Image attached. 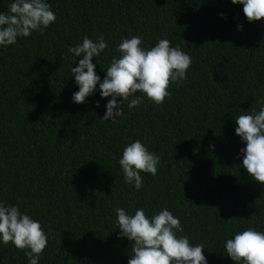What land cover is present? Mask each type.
Masks as SVG:
<instances>
[{
	"label": "trees",
	"instance_id": "trees-1",
	"mask_svg": "<svg viewBox=\"0 0 264 264\" xmlns=\"http://www.w3.org/2000/svg\"><path fill=\"white\" fill-rule=\"evenodd\" d=\"M9 2L0 0V11ZM49 3L53 24L0 48V200L50 231L39 264H128L133 242L120 238L116 207H166L193 243L205 244L208 264H235L222 242L250 226L264 231V184L241 167L246 144L235 133V117L258 111L264 98V19L249 23L231 0ZM100 34L109 44L93 58L101 81L121 37L132 35L145 47L160 38L179 44L192 58L186 80L170 85L164 103L126 102L118 123L104 121L111 97L73 103L70 69L79 58L68 51ZM136 139L160 156L157 175L142 173L139 191L119 165ZM0 264L28 258L0 244Z\"/></svg>",
	"mask_w": 264,
	"mask_h": 264
},
{
	"label": "clouds",
	"instance_id": "clouds-1",
	"mask_svg": "<svg viewBox=\"0 0 264 264\" xmlns=\"http://www.w3.org/2000/svg\"><path fill=\"white\" fill-rule=\"evenodd\" d=\"M231 2L243 5L249 23L264 19V0ZM56 19L49 0H10L7 10L0 11V48L15 45L20 38L30 37L34 32H42ZM237 27L243 30L242 24ZM143 45L139 35L121 37L116 47L119 56H112L102 81L93 58H99L109 48L104 35L95 40L84 36L81 43L69 47L68 51L79 58L78 66L70 69L78 86L72 95L73 103L84 104L97 92L101 98L111 97L107 99L102 119L112 123H118L125 116L126 102L128 109H136L145 97L155 105L164 103L171 96L170 85L186 80L192 58L179 44L172 46L167 38L158 39L151 47ZM258 103V111L253 109L235 117V133L246 144L240 149L241 167L252 180L264 184V98ZM96 107H100L99 101ZM119 165L125 184L139 191L144 184L142 173L157 175L160 156L136 139L124 147ZM114 212L120 238L133 242L128 264H208L205 244L193 243L184 234L180 218L168 208L148 213L141 207L131 213L116 207ZM49 236L50 231L46 232L41 222L26 210L21 211L19 204L0 200V244L11 243L24 251L28 264H39ZM222 243L226 255L235 264H264V231L255 226L233 233Z\"/></svg>",
	"mask_w": 264,
	"mask_h": 264
}]
</instances>
